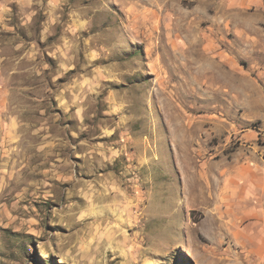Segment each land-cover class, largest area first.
<instances>
[{"label":"rangeland","instance_id":"obj_1","mask_svg":"<svg viewBox=\"0 0 264 264\" xmlns=\"http://www.w3.org/2000/svg\"><path fill=\"white\" fill-rule=\"evenodd\" d=\"M0 264H264V0H0Z\"/></svg>","mask_w":264,"mask_h":264}]
</instances>
